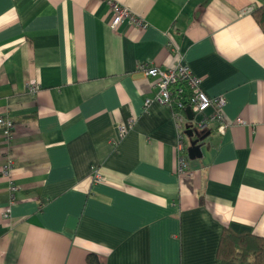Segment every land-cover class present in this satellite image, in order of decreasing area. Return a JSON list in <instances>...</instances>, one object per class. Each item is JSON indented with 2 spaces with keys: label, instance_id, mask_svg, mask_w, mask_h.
<instances>
[{
  "label": "crops",
  "instance_id": "obj_1",
  "mask_svg": "<svg viewBox=\"0 0 264 264\" xmlns=\"http://www.w3.org/2000/svg\"><path fill=\"white\" fill-rule=\"evenodd\" d=\"M115 1L148 26L112 28L107 1L0 0V264H223L232 221L264 237V32L244 12L264 0ZM181 59L228 123L188 118L206 136L184 176L139 69Z\"/></svg>",
  "mask_w": 264,
  "mask_h": 264
},
{
  "label": "built area",
  "instance_id": "obj_2",
  "mask_svg": "<svg viewBox=\"0 0 264 264\" xmlns=\"http://www.w3.org/2000/svg\"><path fill=\"white\" fill-rule=\"evenodd\" d=\"M107 1L112 9L113 18L111 27L116 28L120 23L128 20L131 24L144 29L148 26V22L142 16L134 13L130 7L121 4L115 0H98ZM254 7H248L244 12H252ZM173 43V42H172ZM174 44V43H173ZM174 46H176L174 44ZM177 48V47H175ZM174 48V50H176ZM178 52V49H177ZM139 69L148 77L156 80L158 93L154 100L159 103L169 106L173 109L174 118L179 130L177 143V173L180 176L188 175L192 169L190 166V158L188 155V142L186 141V130L189 122L186 108L191 107L194 114H203L200 120L196 121L198 129H204L210 122H219L218 131L223 133L228 126L226 117L223 111L225 104L224 97H210L201 87V79L193 74L191 69L183 64L182 59L173 67L162 68L158 65L150 63H140ZM31 91L38 90L36 84L30 86ZM152 99L148 98L145 105H149ZM214 108L211 115L207 116L205 113L209 108ZM237 121H241L238 118ZM0 125L6 127L5 135L10 137L13 134L15 127L14 123L6 118L0 117ZM127 132V127L123 126L119 130V136L123 137ZM9 165L5 166V172L9 170ZM94 177L97 180L101 179V173L95 168ZM10 209L7 208L5 214L8 215Z\"/></svg>",
  "mask_w": 264,
  "mask_h": 264
},
{
  "label": "trees",
  "instance_id": "obj_3",
  "mask_svg": "<svg viewBox=\"0 0 264 264\" xmlns=\"http://www.w3.org/2000/svg\"><path fill=\"white\" fill-rule=\"evenodd\" d=\"M264 32V4L252 11ZM218 256L223 264H264V237L254 233L245 223L232 221L224 228ZM89 264H101L95 254L88 255Z\"/></svg>",
  "mask_w": 264,
  "mask_h": 264
},
{
  "label": "water",
  "instance_id": "obj_4",
  "mask_svg": "<svg viewBox=\"0 0 264 264\" xmlns=\"http://www.w3.org/2000/svg\"><path fill=\"white\" fill-rule=\"evenodd\" d=\"M187 116L190 120L194 119V113L191 109V107L186 108ZM186 134L190 138V146L188 147V153L189 157L191 159H196L197 157L202 156V142L205 139L206 134H203L202 131H199L195 128H193L191 125H187ZM196 136L195 139L193 137Z\"/></svg>",
  "mask_w": 264,
  "mask_h": 264
},
{
  "label": "bare ground",
  "instance_id": "obj_5",
  "mask_svg": "<svg viewBox=\"0 0 264 264\" xmlns=\"http://www.w3.org/2000/svg\"><path fill=\"white\" fill-rule=\"evenodd\" d=\"M189 154V153H188Z\"/></svg>",
  "mask_w": 264,
  "mask_h": 264
}]
</instances>
